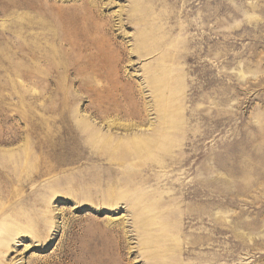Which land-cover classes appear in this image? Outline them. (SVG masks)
<instances>
[{
    "label": "rangeland",
    "instance_id": "374dc122",
    "mask_svg": "<svg viewBox=\"0 0 264 264\" xmlns=\"http://www.w3.org/2000/svg\"><path fill=\"white\" fill-rule=\"evenodd\" d=\"M152 263L264 264V0H0V264Z\"/></svg>",
    "mask_w": 264,
    "mask_h": 264
},
{
    "label": "bare ground",
    "instance_id": "6f19581e",
    "mask_svg": "<svg viewBox=\"0 0 264 264\" xmlns=\"http://www.w3.org/2000/svg\"><path fill=\"white\" fill-rule=\"evenodd\" d=\"M107 49V48H106ZM212 192V191H211ZM207 195H208V193H207ZM159 205V204H158ZM161 205V204H160ZM195 210H196V208H195ZM199 210H200V208H199ZM194 212V211H193ZM199 212V211H198ZM196 215V214H195ZM198 215V214H197ZM196 215V216H197ZM196 216H194V218H196ZM225 218V217H224ZM227 220V219H226ZM233 222V221H232ZM241 224V223H240ZM251 224V223H250ZM229 226V225H228ZM248 226H249V224H248ZM153 230V229H152ZM237 236V235H236ZM242 239V238H241ZM249 240H250V238H249ZM154 248L152 247L151 249H150V251L151 252H153L154 250H153ZM156 249V248H155ZM153 250V251H152ZM182 255V254H181ZM185 255V254H184ZM164 256V255H163ZM165 258H166V260H168L170 257L167 255V256H165ZM162 262V261H161ZM153 264V263H152ZM154 264H158V263H154ZM162 264V263H161Z\"/></svg>",
    "mask_w": 264,
    "mask_h": 264
}]
</instances>
